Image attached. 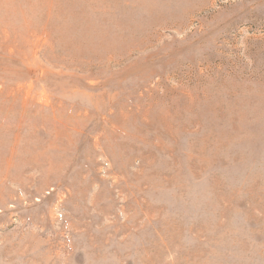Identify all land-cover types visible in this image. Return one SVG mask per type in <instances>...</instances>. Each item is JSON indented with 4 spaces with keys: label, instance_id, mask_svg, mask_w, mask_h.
<instances>
[{
    "label": "rangeland",
    "instance_id": "obj_1",
    "mask_svg": "<svg viewBox=\"0 0 264 264\" xmlns=\"http://www.w3.org/2000/svg\"><path fill=\"white\" fill-rule=\"evenodd\" d=\"M0 264H264V0H0Z\"/></svg>",
    "mask_w": 264,
    "mask_h": 264
}]
</instances>
